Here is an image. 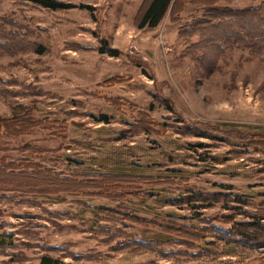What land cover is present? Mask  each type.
Listing matches in <instances>:
<instances>
[{"label": "rangeland", "instance_id": "obj_1", "mask_svg": "<svg viewBox=\"0 0 264 264\" xmlns=\"http://www.w3.org/2000/svg\"><path fill=\"white\" fill-rule=\"evenodd\" d=\"M58 1L77 7L0 0V19L27 33L14 52L0 48V116L23 106L41 123L0 132V161L58 175L13 184L0 173V264L45 255L70 264H261L264 249L242 242L237 224L264 214V54L198 34L201 5L177 4L157 28L140 30L151 0ZM106 175L136 182L98 196L68 193L57 179ZM167 222L207 237L182 241Z\"/></svg>", "mask_w": 264, "mask_h": 264}, {"label": "trees", "instance_id": "obj_2", "mask_svg": "<svg viewBox=\"0 0 264 264\" xmlns=\"http://www.w3.org/2000/svg\"><path fill=\"white\" fill-rule=\"evenodd\" d=\"M31 3L48 9L50 11H60L76 8L77 6L72 4H67L58 0H26ZM221 0H151L149 4L145 7L144 12L140 18V21L137 25L138 29H155L165 18L167 12L171 8H175L177 4H180V10L183 9V5L190 3L192 5H201L205 11L202 19L199 21L198 34H202L203 31H206V36H209L208 39L214 44L221 45L225 49H244L250 51L254 54H264V2L258 7H250L247 9H235L227 8L219 5ZM85 9H90L88 6H81ZM179 14L177 11L174 15ZM25 28L16 23L12 19H0V48L5 49L9 52H14L19 44L22 45V39L26 37L27 33L24 30ZM206 38H204L205 42ZM38 53H44V48L38 46ZM116 56L117 54H113ZM100 121L106 123L109 122L106 116H102ZM41 123L34 120L26 112V108L23 106H18L12 108L11 117L0 116V132L4 131L6 134L11 131L13 136L21 135L25 131L32 130L37 128ZM28 171L26 169L19 168L13 164H6L0 161V173H3L11 183L16 184L13 177H31L37 178V176H43L48 180L52 176H57L50 171L43 169H37L35 165L29 166ZM123 178L120 176L106 175L100 177L98 180L91 182H84L76 179H68L67 177L57 178L60 183H64L67 187L68 193H75V191H83L88 188H93L99 192H96L94 195L107 196L110 194V191L114 186H118L121 182L133 183L136 182L133 178ZM9 181V182H10ZM6 184H8L6 182ZM12 185V184H10ZM9 186V185H7ZM113 186L112 189L110 187ZM105 188L107 191H105ZM112 193H114L112 191ZM113 195V194H111ZM107 198V197H106ZM110 212L119 213L124 215L121 210L110 209ZM127 214V213H126ZM254 222L248 224H237L238 233L241 237L242 242L250 243L253 249H264V238H261L260 235H264V214L262 215H253ZM140 224H144L147 221L144 220H135ZM148 223V222H147ZM162 228L172 234L174 237L186 241L189 243L201 242L207 237V233L200 232L199 230H194L193 226H175L167 222L162 224ZM205 231V228L202 229ZM260 234V235H259ZM1 237V236H0ZM248 244V245H250ZM148 247V245H146ZM152 249V247H148ZM261 264H264V259L261 260ZM40 264H70L65 263L58 258H53L51 256H42L40 258Z\"/></svg>", "mask_w": 264, "mask_h": 264}]
</instances>
